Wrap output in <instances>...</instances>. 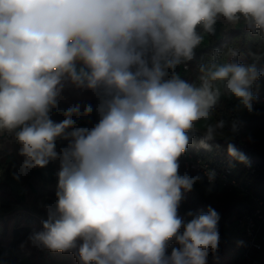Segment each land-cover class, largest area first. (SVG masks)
Listing matches in <instances>:
<instances>
[{"label":"clouds","instance_id":"1","mask_svg":"<svg viewBox=\"0 0 264 264\" xmlns=\"http://www.w3.org/2000/svg\"><path fill=\"white\" fill-rule=\"evenodd\" d=\"M218 17L264 38V0H0V132L15 133L25 158L12 176L60 165L55 202L28 243L72 251L78 264H207L220 216L212 207L189 211L188 222L178 215L202 179L180 175L179 158L197 125L209 151L238 132V120L214 119L215 110L227 97L239 101L234 111H253L264 59L250 53L243 64L238 48L230 60L215 50L197 66L198 83L181 79L174 70L194 59L197 28L214 33ZM65 81L98 94L95 126H76L91 104L51 118ZM58 139L68 141L60 152ZM227 153L249 164L232 143ZM205 175L214 182V170Z\"/></svg>","mask_w":264,"mask_h":264},{"label":"trees","instance_id":"2","mask_svg":"<svg viewBox=\"0 0 264 264\" xmlns=\"http://www.w3.org/2000/svg\"><path fill=\"white\" fill-rule=\"evenodd\" d=\"M215 31L212 34L206 33L208 37V41L203 38L201 45L198 49L195 50V56L190 63H208L213 55L215 50H219L220 57L218 59H225L230 60L232 59L227 55L228 49L230 47L238 48L240 51V56L237 58L238 63H251V56L250 53H259L264 55V38H261L259 33L253 35L243 22L238 27L230 28L225 30L221 24L217 23L214 25ZM202 28H197V31L200 33ZM206 42V43H205ZM189 62H186L188 64ZM181 66L176 67L174 70L175 73L177 72L178 68L181 69L179 71V76L181 79H184V69ZM259 70L261 72L260 78L256 81L253 85L252 91L254 96L264 95V59L259 62ZM173 73L169 72V76ZM185 80V79H184ZM100 101L94 100L90 103H85V106L91 104L93 106V112L89 115L90 119V126H95L96 123L99 121V115L96 111V106L99 104ZM237 101L234 98H227L221 97L220 103L216 108V116L221 119H225L229 121V123L236 119L239 121V130L235 134H230L228 139L225 138H217L214 141H209V144L212 145L211 151L205 150L204 148L199 147V141L202 137V130L198 129L192 134V140L188 146L187 151L191 152L194 156H202L207 158L212 164L218 167H225V166H235L238 164V161L229 157L227 153V144L232 143L239 152L243 153L248 161L254 163V173L250 175V189L255 190L261 195H264V146L258 145L250 139H246L244 137V130L242 128V123L244 120L241 117L240 111L236 109ZM221 105V106H220ZM261 107H264L262 105ZM258 108V107H256ZM255 108V109H256ZM60 115L59 121L52 118L54 122H60L63 120V113L62 109H59ZM264 122V117L256 118L248 125L252 126L257 123ZM68 144L67 140H64V143L61 145L63 148L66 147ZM217 145L219 147H217ZM43 168H36V175L39 176L41 185L38 187V193L36 194V199L40 198L43 195L45 182L41 177V171ZM181 172V171H180ZM183 174V173H181ZM184 175V174H183ZM245 175L244 172L236 171L234 173V177L240 179ZM195 177L197 175H190ZM210 188H218L219 191H224L222 193L223 196L219 199L218 194L213 192ZM3 189L9 190L7 185H0V190ZM4 192V191H3ZM229 195H234L237 198L235 200H229ZM189 207L192 209V212H203L206 213L209 207H212L220 216L218 222V232H219V245L218 249L215 253L209 252L207 264H241L239 262V256L241 252V244L243 243V239H240L236 243H229L230 241L227 240V235L225 232L226 223L225 219L231 215V213L235 212L236 214L241 212L242 210H249L248 202L246 198L242 195L240 191H228L221 185H214L213 187L208 186L202 179L197 181L192 190L187 192L183 199ZM17 203L23 204L20 199L17 197ZM26 207L28 211L24 215H21L22 220H24L27 224L34 225L36 216L41 219H46L47 215L46 212L39 209L34 202H31L27 205L23 204V207ZM35 215V216H34ZM178 215L180 216V212L178 210ZM182 216V215H181ZM180 216V217H181ZM19 217V219L21 218ZM181 233L183 232V228H181ZM176 242L173 240L169 243L167 248H177ZM229 245L230 248L226 252V246ZM44 252V253H42ZM38 251L40 263L46 260L50 255L45 256L48 250ZM225 253H227L225 255ZM228 256V259L225 257Z\"/></svg>","mask_w":264,"mask_h":264},{"label":"rangeland","instance_id":"3","mask_svg":"<svg viewBox=\"0 0 264 264\" xmlns=\"http://www.w3.org/2000/svg\"><path fill=\"white\" fill-rule=\"evenodd\" d=\"M219 21H221L222 27L227 30L230 28H235L238 27L240 24L237 26L233 27L230 25L223 17H218L217 18ZM203 30V29H201ZM204 38H206L207 34L202 33ZM201 45V44H200ZM225 60V59H224ZM201 64L200 62L196 63H188V68H183L184 69V79L185 81L189 83H198V65ZM206 64V63H205ZM181 66L178 65L177 67ZM181 69L178 68V72ZM64 109H67L71 106L69 105H61ZM221 106V105H220ZM262 105L259 104L257 106L258 108L253 109L251 113H249L245 109H241L240 114L242 119L244 120V123H242V128L244 130V137L246 139H250L253 142H255L258 145L264 146V122L254 124L252 126H249L248 124L252 122L253 120H256V118L264 117V107H261ZM81 112H83V108L85 107V104H81ZM57 111L52 110L50 115H55ZM81 118L86 119L87 116H81ZM77 119V125L78 127H88V122H84L82 119L81 121L79 120V117H75ZM88 119V118H87ZM214 119H219L216 115L214 116ZM88 121V120H87ZM197 128L202 130L199 125H197ZM203 131V130H202ZM20 151V146L18 143L15 141L14 142V150H9V152L4 151L0 153V181L3 180L6 182L7 185L11 187L14 191H21L19 188H21V185L23 186V189L26 191L24 192L27 197V201L29 202H34L35 205L40 209V202L39 198H35L36 194L38 193V187H40L41 182H40V177L36 175L35 169H32L29 171V173L25 176H22L19 181L15 180L12 176L13 172H17L19 170V166L22 164L23 160L25 159L21 155H19ZM182 172L179 171L180 175ZM185 175V174H184ZM42 176V175H41ZM190 176V175H189ZM213 190V192L218 194V198L220 199L223 194L225 193L223 190L219 191L218 188H210ZM23 193V192H22ZM237 197L234 195H229V200H235ZM185 201L182 200L181 205L179 207V212L181 218L185 221L188 222L190 221L191 217L187 216V213L189 211H192V209L189 207L188 204L184 203ZM46 212V211H45ZM18 210L17 212L13 213L11 211L9 214L6 213V217H0V264H78V260L76 256L73 254L72 251L62 253V252H51L48 250V252L45 254V256L50 255L48 258H46L45 261L40 263L39 254L37 253L38 251L42 252L46 249H39L36 247H33L30 243H28V237L33 231H40L42 229V224L41 221L43 219L39 218L36 216L34 225H29L28 230L22 231L20 235L16 236L15 239L13 238V226L18 227H26L24 225L23 221H17L18 218ZM35 216V215H34ZM236 213L233 212L229 217L225 219V232L227 235V240H229V243H236L240 237V229L237 228L234 225V219H235ZM9 217V218H8ZM11 221V222H10ZM6 223L8 224L6 226ZM6 226V227H5ZM21 229V228H20ZM176 247L178 248L179 245L176 244ZM230 248L229 245L226 246V252ZM172 251V248H167L166 254L170 255ZM44 253V252H42ZM227 253H225L226 255ZM228 259V256L225 257Z\"/></svg>","mask_w":264,"mask_h":264},{"label":"built area","instance_id":"4","mask_svg":"<svg viewBox=\"0 0 264 264\" xmlns=\"http://www.w3.org/2000/svg\"><path fill=\"white\" fill-rule=\"evenodd\" d=\"M183 68H188V64L183 63ZM259 104L264 105V95L257 96L253 103V109ZM6 136L11 133L4 132ZM245 165L238 162L235 166L218 167L212 164L207 158L194 156L186 151L179 158V171L187 175H199L210 187L221 185L228 191H240L248 202L249 210H242L237 213L234 225L240 229L241 252L239 262L241 264H264V195L250 189V175L254 173V163L248 161ZM207 170H214L216 177L213 183H209L205 175ZM235 170L244 172L240 179L234 177Z\"/></svg>","mask_w":264,"mask_h":264},{"label":"crops","instance_id":"5","mask_svg":"<svg viewBox=\"0 0 264 264\" xmlns=\"http://www.w3.org/2000/svg\"><path fill=\"white\" fill-rule=\"evenodd\" d=\"M217 23L221 24L222 22L217 19ZM201 32L205 33L203 30L200 31V34H201ZM202 37H203V35H202ZM205 39L207 40L208 37H206ZM199 47L200 46H198L196 49H198ZM176 74H179V72L177 71ZM94 100L100 101L99 96L96 92L89 90V89H86V88H77L70 81H65L63 90H62L60 96L58 97V108L53 109L57 112L55 115H51V118H54L57 121H59V117H58L60 115L59 109L65 110L61 105H63V106H65V105H69V106L81 105L83 103L84 104L90 103ZM81 116L79 117V120L81 121V119H82L84 122H88V128H91V126H90L91 122L89 119L90 117L87 116L88 119L87 118L83 119V118H81ZM63 119H64V117H63ZM15 141L16 140H15V133L14 132L11 133L10 136H6L4 134V132H0V153L4 152L6 150H7V152H9V150H11V151L14 150V142ZM63 143H64L63 139L57 140V144H56L57 152H60V150L63 148L61 146ZM59 167H60L59 160L51 161L41 171V175H42L41 177L43 178V180L45 182V188H44L43 195L39 198V202H40L39 207L43 211H45L43 205L51 204V203L55 202V199H56L55 193H56V186H57V172L59 171ZM0 169H1V166H0ZM7 184L3 180L0 181V185H7ZM7 186L9 187V190L3 189L4 192L0 190V217H6L5 216L6 213L9 214L11 211H13V213H15L18 210L17 221H19V220L23 221L24 225H26V227L18 226L16 228H15V226H13L12 236L15 239V237L20 235V233H22V231L28 230L27 226L31 225V224H27L24 220H22V217H21V215H24L25 213H27L26 211H28L25 206L23 207V204L27 205L31 202L27 201V197L25 196L26 194L24 193L26 190L23 189L22 185H21V188H19L21 190V191H19V193H17V191H14L13 189H11V187L9 185H7ZM17 197L20 199L21 202H23V204L16 202ZM185 204H187V203H185ZM19 217H21V218L19 219ZM8 224L6 223V226ZM26 240H28V239H26Z\"/></svg>","mask_w":264,"mask_h":264}]
</instances>
